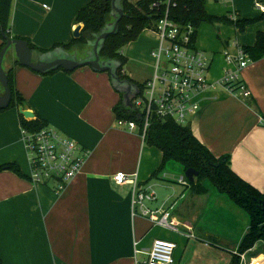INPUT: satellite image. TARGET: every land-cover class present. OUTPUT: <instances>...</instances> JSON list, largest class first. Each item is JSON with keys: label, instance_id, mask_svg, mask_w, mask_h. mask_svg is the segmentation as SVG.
Returning <instances> with one entry per match:
<instances>
[{"label": "crops", "instance_id": "crops-1", "mask_svg": "<svg viewBox=\"0 0 264 264\" xmlns=\"http://www.w3.org/2000/svg\"><path fill=\"white\" fill-rule=\"evenodd\" d=\"M90 1L13 0L11 33L46 51L69 44L79 26L75 18ZM256 4L264 6V0H208L206 11L236 22L261 17ZM146 31L156 35L153 43L142 36ZM146 31L122 50L126 65L133 64L128 70L125 65L123 74L138 88L151 79L155 66L151 52L159 46L157 34ZM260 32L264 33V20L244 32L233 24L200 26L195 48L210 58L207 81L217 87L195 97V113L188 126L215 157L229 156L232 170L264 193V58L239 74L252 94L248 100L218 85L226 71L237 69L228 56L235 59L241 47H253ZM60 50L43 56L50 60L53 53L62 54ZM92 50L88 46L66 53L72 57ZM37 57L33 56L35 62L42 56ZM16 61L11 48L3 67L6 73L14 69L16 89L29 110L43 118L47 127L74 140L88 157L63 194L34 186L29 180L19 109L0 113V166L17 164L23 174L0 173V258L4 264H143L156 240L176 244V264H231L249 231V216L214 186L204 184L207 193H193L183 168L176 175L168 169H174L169 163L154 177L163 154L146 145L139 130L118 126L114 108L124 98L109 73L87 66L43 75ZM117 173L137 174L140 185L154 190L157 199L147 202V207L169 210L178 231L135 214L132 187L118 186L113 180ZM182 178L187 185L180 182ZM263 259L264 243H258L246 254L244 264L258 260L264 264Z\"/></svg>", "mask_w": 264, "mask_h": 264}, {"label": "trees", "instance_id": "trees-1", "mask_svg": "<svg viewBox=\"0 0 264 264\" xmlns=\"http://www.w3.org/2000/svg\"><path fill=\"white\" fill-rule=\"evenodd\" d=\"M208 0H122L121 8L124 16L119 22L117 33L110 35L104 42L100 51L103 62H115L119 64L117 76L121 80H130L123 74L127 58L122 54L123 48L138 40L146 30H155L159 21L169 12V18L180 25L191 24L196 29L194 43L196 42L198 30L203 24L235 25L241 32L255 23L264 20V15L253 19L232 21L227 16L217 17L208 14L206 5ZM13 0H0V54L9 40L26 41L33 55L43 56L49 52L62 49L70 52L74 48L85 50L89 43L95 40L113 21L112 0H91L88 5L80 9L75 24L83 25L80 39L72 40L69 44H58L46 51L35 46L29 39L13 36L10 29ZM244 53L254 62L264 58V33L257 36L253 47H242ZM38 58V57H37ZM35 62V61H34ZM17 64H19L16 61ZM36 63V62H35ZM63 71L52 70L48 74ZM69 73V72H67ZM9 86L12 91V102L9 108L0 110V113L10 108H28L26 100L15 86L14 69L7 72ZM145 85H139V91ZM140 95L142 92H139ZM139 95V94H138ZM137 95V96H138ZM118 121L134 122L139 127L140 133L144 128L145 114L140 109L127 107L123 102L114 108ZM22 128L34 132L47 127V122L35 114L33 120H27L20 114ZM145 143L150 147L157 148L163 154L160 168L154 174L157 177L163 173L170 162H174L183 168L184 173L188 169L198 172L194 182L189 186L195 194H205L208 190L204 183L209 181L216 190L225 195L234 205L247 213L250 219V228L242 240L238 254H247L258 243H264V193L255 189L252 185L242 180L231 168L229 156L215 157L194 136L190 126H182L173 120L160 119L153 116L150 126L145 135ZM12 171L20 176L22 172L17 164L8 163L0 166V173ZM187 179V178H186ZM233 256L231 264H241V257ZM253 257V255H252ZM0 264H4L0 258Z\"/></svg>", "mask_w": 264, "mask_h": 264}, {"label": "built area", "instance_id": "built-area-1", "mask_svg": "<svg viewBox=\"0 0 264 264\" xmlns=\"http://www.w3.org/2000/svg\"><path fill=\"white\" fill-rule=\"evenodd\" d=\"M256 6L264 15V6ZM152 31L159 38V46L151 52L155 60L153 75L144 84L141 95L139 93L132 101V106L145 114L142 130L144 140L154 115L187 126L189 118L195 113V97L217 87L207 81L211 60L204 52L195 48V27L174 22L167 11ZM227 60L229 63L234 61L237 69L234 72L226 71L218 85L235 97L248 100L252 94L239 74L252 61L242 47L235 59L228 56ZM118 126L131 132L139 130L134 122L118 121ZM22 138L29 157L30 182L37 187H50L56 195L63 194L81 173L88 153H82L74 140L49 127L34 132L22 128ZM113 180L118 186L132 187L135 214H141L155 225L178 231L169 210H151L147 207V202L156 201L157 196L151 188L140 185L137 174L130 176L117 173ZM180 182L188 184L184 178ZM176 248V244L171 241L156 240L143 264H176ZM236 254L239 255L238 252ZM239 256L241 264H244L246 254Z\"/></svg>", "mask_w": 264, "mask_h": 264}, {"label": "water", "instance_id": "water-1", "mask_svg": "<svg viewBox=\"0 0 264 264\" xmlns=\"http://www.w3.org/2000/svg\"><path fill=\"white\" fill-rule=\"evenodd\" d=\"M122 0H112V17L114 23L108 25L104 30L95 37L94 42H90L89 46L92 47L90 58L84 61H78L68 55L65 51L60 50L62 54L53 53L52 59L47 60L42 56L36 63L33 59V52L31 51L28 43L23 40H9L6 47L0 54V83L4 88V95L0 97V110L9 108L12 102V91L9 86L8 76L4 70V59L11 48H14L16 53L17 62L23 66L31 69L34 72L45 74L52 70L62 69L65 72H73L79 68L91 67L96 72H107L111 75L114 85L118 91L123 94L124 104L127 107H132L133 99L139 94V88L129 80H121L117 76L119 64L115 62H103L100 58V51L103 48L105 40L118 31L119 22L124 16V11L121 8ZM83 28L79 25L73 33L74 39L78 40L81 37ZM58 51V50H57ZM56 52V51H55ZM19 113L27 120H33L35 113L28 108H19ZM198 172L193 169H188L185 172V177L189 182H194Z\"/></svg>", "mask_w": 264, "mask_h": 264}, {"label": "rangeland", "instance_id": "rangeland-1", "mask_svg": "<svg viewBox=\"0 0 264 264\" xmlns=\"http://www.w3.org/2000/svg\"><path fill=\"white\" fill-rule=\"evenodd\" d=\"M132 1H137V0H132ZM112 23H110L109 25H111ZM143 37H145L150 43H153L155 41V34L149 31H146L142 34ZM127 50V47L123 48V52ZM91 53V52H90ZM90 53H82V54H78V55H73L72 58L78 60V61H84L90 58ZM149 58V62L151 63V57ZM130 61H134V59H130ZM137 61V59L135 60V62ZM133 65L131 62H129L126 66H125V70L129 69V67ZM139 81H143V78L138 79ZM170 165L174 166V169H171L170 167H168V169H170L171 171H173L176 175L180 174V171H182V167L174 162H170ZM204 184H207L208 186H213L211 182L206 181Z\"/></svg>", "mask_w": 264, "mask_h": 264}, {"label": "bare ground", "instance_id": "bare-ground-1", "mask_svg": "<svg viewBox=\"0 0 264 264\" xmlns=\"http://www.w3.org/2000/svg\"><path fill=\"white\" fill-rule=\"evenodd\" d=\"M262 260V259H261ZM264 260V259H263ZM263 262V261H262ZM253 264H262V263H260V260H258V261H254V263Z\"/></svg>", "mask_w": 264, "mask_h": 264}]
</instances>
